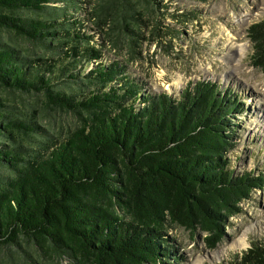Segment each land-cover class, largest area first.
I'll return each mask as SVG.
<instances>
[{
    "label": "trees",
    "instance_id": "obj_1",
    "mask_svg": "<svg viewBox=\"0 0 264 264\" xmlns=\"http://www.w3.org/2000/svg\"><path fill=\"white\" fill-rule=\"evenodd\" d=\"M149 1L0 0V264L167 263L168 231L199 227L214 248L262 185L231 168L233 95L144 92L107 56L120 35L141 53ZM248 35L264 72V19ZM52 108L76 120L45 123ZM222 264H264V237Z\"/></svg>",
    "mask_w": 264,
    "mask_h": 264
},
{
    "label": "rangeland",
    "instance_id": "obj_2",
    "mask_svg": "<svg viewBox=\"0 0 264 264\" xmlns=\"http://www.w3.org/2000/svg\"><path fill=\"white\" fill-rule=\"evenodd\" d=\"M135 4L149 22L147 39L137 48L141 53L121 43L122 35L117 38L118 47L105 52L127 66L141 81L144 92H167L175 97L188 85L204 81L216 84L240 103L239 109L226 116L233 130L226 128L232 130L234 142L227 155L233 173L260 176L262 185L254 187L238 203V209L226 216L222 239L214 248L208 247L207 233L199 227L194 231L178 227L168 231L167 263H158L222 264L247 248L252 239L264 237V72L253 64L248 35L249 26L264 19V0H163V6L150 0L149 4ZM235 44L244 45V51L235 52ZM64 87L67 89L66 84ZM75 87L73 83L70 89ZM80 87L87 89L86 85ZM49 119L68 126L76 115L52 108V116L44 122Z\"/></svg>",
    "mask_w": 264,
    "mask_h": 264
},
{
    "label": "bare ground",
    "instance_id": "obj_3",
    "mask_svg": "<svg viewBox=\"0 0 264 264\" xmlns=\"http://www.w3.org/2000/svg\"><path fill=\"white\" fill-rule=\"evenodd\" d=\"M233 47H234V49H235L234 51L237 52V53H238V52L241 53V52L244 51V50H243V49H244V45H236V44H235V46H233Z\"/></svg>",
    "mask_w": 264,
    "mask_h": 264
},
{
    "label": "clouds",
    "instance_id": "obj_4",
    "mask_svg": "<svg viewBox=\"0 0 264 264\" xmlns=\"http://www.w3.org/2000/svg\"><path fill=\"white\" fill-rule=\"evenodd\" d=\"M245 247H247V245H245Z\"/></svg>",
    "mask_w": 264,
    "mask_h": 264
}]
</instances>
